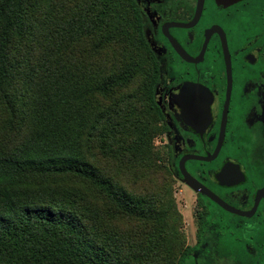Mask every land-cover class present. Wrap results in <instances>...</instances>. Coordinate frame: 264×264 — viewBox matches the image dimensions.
<instances>
[{
	"label": "trees",
	"instance_id": "obj_1",
	"mask_svg": "<svg viewBox=\"0 0 264 264\" xmlns=\"http://www.w3.org/2000/svg\"><path fill=\"white\" fill-rule=\"evenodd\" d=\"M132 0H0V264H188Z\"/></svg>",
	"mask_w": 264,
	"mask_h": 264
},
{
	"label": "flooded vegetation",
	"instance_id": "obj_2",
	"mask_svg": "<svg viewBox=\"0 0 264 264\" xmlns=\"http://www.w3.org/2000/svg\"><path fill=\"white\" fill-rule=\"evenodd\" d=\"M155 59L176 180L192 176L188 264H264V0H132ZM192 84V124L175 103Z\"/></svg>",
	"mask_w": 264,
	"mask_h": 264
},
{
	"label": "rangeland",
	"instance_id": "obj_3",
	"mask_svg": "<svg viewBox=\"0 0 264 264\" xmlns=\"http://www.w3.org/2000/svg\"><path fill=\"white\" fill-rule=\"evenodd\" d=\"M164 133H159L152 139L154 148L160 152V157L165 156L164 150ZM173 200L176 212H178V223H174L177 227L180 239L185 241V245L192 246V192L182 182L177 181L173 185Z\"/></svg>",
	"mask_w": 264,
	"mask_h": 264
},
{
	"label": "water",
	"instance_id": "obj_4",
	"mask_svg": "<svg viewBox=\"0 0 264 264\" xmlns=\"http://www.w3.org/2000/svg\"><path fill=\"white\" fill-rule=\"evenodd\" d=\"M220 2H233V1H237V0H219ZM175 103L178 104L179 107H181L183 109V111H185V114L182 115V117L184 118L185 122L189 125L192 124V113H191V109H192V84H186L182 90L180 95L175 96L174 99ZM187 159H192V157L187 156L182 158V160L179 163V169H180V173L183 177V182L189 186L190 188H192V186L194 187L195 183L192 180V176H190L185 167H184V161Z\"/></svg>",
	"mask_w": 264,
	"mask_h": 264
}]
</instances>
